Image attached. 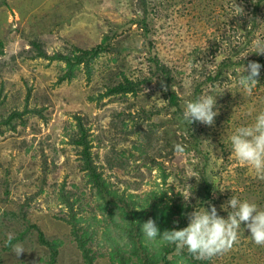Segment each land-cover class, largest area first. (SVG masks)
<instances>
[{"label":"rangeland","instance_id":"rangeland-1","mask_svg":"<svg viewBox=\"0 0 264 264\" xmlns=\"http://www.w3.org/2000/svg\"><path fill=\"white\" fill-rule=\"evenodd\" d=\"M254 1L0 0V264H88L78 247L83 230L92 237V263L116 264L108 236L122 244V234L104 220L114 207L98 210L76 135L90 143L117 194L146 207L166 193L180 213L178 229L201 204L226 217L220 209L231 196L264 209V179L231 154L227 140L264 110V69L251 97L237 81L242 64L264 59L255 54L264 47V2L253 30ZM98 45L89 70L78 65L65 80V63L53 57ZM125 79L135 94L110 95ZM206 93L220 95L213 125L188 128L184 102ZM187 185L193 193L185 202ZM16 244L25 249L19 257ZM202 261L264 264V246L241 231L229 251Z\"/></svg>","mask_w":264,"mask_h":264},{"label":"clouds","instance_id":"clouds-1","mask_svg":"<svg viewBox=\"0 0 264 264\" xmlns=\"http://www.w3.org/2000/svg\"><path fill=\"white\" fill-rule=\"evenodd\" d=\"M237 8L243 14L242 9ZM257 47L259 51L255 54L264 55V47L260 45ZM262 67L264 66L257 62H249L247 66L242 64L240 67L237 81L245 95L249 97L253 95ZM219 96L206 93L186 100L180 118L181 123L186 124L188 128L193 123L212 126L218 115L217 98ZM227 140L231 154L240 163L248 166L256 176L264 179V110L257 111L250 124L235 127ZM203 141L211 145L208 141ZM175 151L183 154L186 148L177 144ZM195 175L196 173H193V176ZM188 188L190 190L186 198L182 197L185 202L189 201L193 193L192 187L188 186ZM201 205L200 208L195 206L187 214V225L183 228L161 232L155 220L149 218L140 225L139 231L145 241L154 247L174 245L178 251H187L201 260L229 251L237 243L241 231H247L255 245L264 246V209L256 203L231 196L220 209L227 213L226 217L220 216L213 205H209L208 208ZM8 239L11 240L12 237L9 236ZM12 251L16 257L25 253L22 244L14 245Z\"/></svg>","mask_w":264,"mask_h":264},{"label":"trees","instance_id":"trees-1","mask_svg":"<svg viewBox=\"0 0 264 264\" xmlns=\"http://www.w3.org/2000/svg\"><path fill=\"white\" fill-rule=\"evenodd\" d=\"M255 3L252 10V24L251 27L255 30L258 27L257 16L260 12V4L264 0H255ZM103 42H106V38L103 39ZM102 46V45H101ZM101 46L98 45L89 51L77 49L73 56H63L55 55L53 58L56 60L62 61L66 65V77L65 80H70L73 77L74 69L78 65H85L86 70H89V62L91 58L87 59L90 54L91 56H97L101 52ZM245 61H242V64ZM249 62H257L264 66V59L262 57L253 58ZM248 62V63H249ZM159 73L164 75L168 74L163 68H157ZM264 69V67H262ZM137 90V85L134 82L125 79L123 83L112 87L109 91L110 95L117 94H135ZM173 100V98H172ZM172 104H174L172 102ZM80 138V139H79ZM73 144L80 147L79 156L82 162L81 169L85 173L86 177L89 180V183L92 184L95 189L96 201L100 202L98 204V210L103 214L107 212V208L110 204L113 205L114 209H110L107 215H104V220L109 221L110 224L115 225L119 234H122L120 239L122 244L118 241H114L109 238L110 241V260L116 264H179L178 261L186 262L187 264H208L206 261L201 259H194L193 255L188 252L181 251L178 255H172L175 250L174 245H167L162 247H154L147 243L139 231L141 224L146 222L149 218L155 220L161 232L165 230H170L177 228L180 224L175 218L180 217V213L175 211L173 204H169L163 198H166V193H161L159 197L150 198L147 202L149 206L145 211L144 206L136 205V201L132 200V196L127 198L122 197L117 194V191L112 189L97 169L95 161L91 153L90 143H88L83 137H78L76 135L73 138ZM204 190L206 193V198L211 196V185L209 182L204 183ZM144 202L146 200H143ZM163 204V207H159V204ZM139 208L141 210H139ZM112 210L118 211V216L120 221L117 223L115 220V214ZM147 217V218H144ZM183 226H186V221L183 217ZM100 222V221H97ZM175 222V223H174ZM177 223V224H176ZM92 237L89 234V231L83 230L80 235H78V247L82 251L86 263L93 264V256L88 247V242ZM48 244V243H47ZM50 248L54 249L53 244H49ZM55 255V250L53 251Z\"/></svg>","mask_w":264,"mask_h":264}]
</instances>
